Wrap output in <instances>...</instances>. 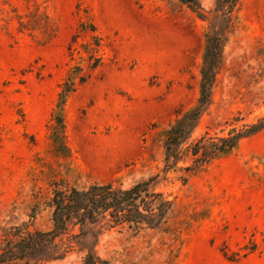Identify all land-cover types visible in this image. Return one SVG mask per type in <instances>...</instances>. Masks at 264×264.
<instances>
[{
  "label": "rangeland",
  "instance_id": "374dc122",
  "mask_svg": "<svg viewBox=\"0 0 264 264\" xmlns=\"http://www.w3.org/2000/svg\"><path fill=\"white\" fill-rule=\"evenodd\" d=\"M234 1L0 0V240L16 226L50 229L57 184L155 178L176 203L161 228L135 232L108 216L71 223L30 262L264 264V129L201 170L180 169L189 159L166 164V130L186 111L201 115L182 150L264 116V0ZM90 22L102 37L94 71L83 51L93 32L81 27ZM205 58L217 73L200 107ZM75 64L90 76L68 99L71 156L61 158L47 125Z\"/></svg>",
  "mask_w": 264,
  "mask_h": 264
},
{
  "label": "trees",
  "instance_id": "16d2710c",
  "mask_svg": "<svg viewBox=\"0 0 264 264\" xmlns=\"http://www.w3.org/2000/svg\"><path fill=\"white\" fill-rule=\"evenodd\" d=\"M181 1L189 4L193 0ZM195 1L198 2V0ZM234 2L236 3L237 0ZM81 25L82 31L93 32V41L83 46V51L87 53L85 59L90 62L89 70L94 71L102 64V57L99 54L102 37L93 22H90V28L84 24ZM75 41L74 37L70 49ZM216 69L214 60L209 61L205 58L201 67L198 102L200 107L211 102ZM89 76L90 73L86 72L83 66L75 64L69 68L60 85L47 126L52 150L61 158L71 156L65 120L68 99L87 82ZM200 115V110L186 111L166 130V164L169 169H177L180 161L189 159L191 164L180 169L191 172L201 170L212 160L235 150L243 138L264 129L263 116L257 122L232 127L227 135H212L205 132L182 150V145L191 128L195 127L194 123L198 121ZM154 179L138 182L129 188L118 186L114 181L95 182L86 188L57 184L49 203L52 210V227L48 230H31L28 227L23 229L22 225L5 232L0 240V264H32L31 255L40 250L48 251L58 238L68 232L71 223L84 225L87 222H97L100 217L108 216L112 224L127 225L135 232L145 228H161L176 203L163 192L152 188ZM52 259L54 258L48 255L43 261L48 262ZM83 264H110V262L94 254H88Z\"/></svg>",
  "mask_w": 264,
  "mask_h": 264
}]
</instances>
